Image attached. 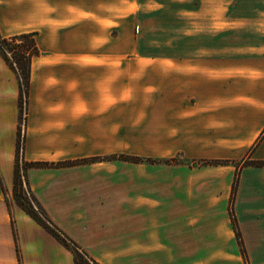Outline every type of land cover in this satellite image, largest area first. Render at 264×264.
I'll return each mask as SVG.
<instances>
[{
  "label": "crops",
  "instance_id": "1",
  "mask_svg": "<svg viewBox=\"0 0 264 264\" xmlns=\"http://www.w3.org/2000/svg\"><path fill=\"white\" fill-rule=\"evenodd\" d=\"M224 1L221 13V0H0L1 34L35 33L39 49L25 163L102 156L84 153L85 142L93 127L117 141L125 102L145 110L162 104L211 132L210 142L264 161V0ZM19 100V77L0 54V264H75L14 198ZM116 160L28 166L26 184L47 217L99 264H184L189 254L204 264L186 225L152 218L155 205L142 209L137 194L127 200L113 168H92ZM244 167L245 189L264 199V166ZM251 212L260 219L250 210L249 225ZM247 221V255L264 264V237L248 232Z\"/></svg>",
  "mask_w": 264,
  "mask_h": 264
},
{
  "label": "rangeland",
  "instance_id": "2",
  "mask_svg": "<svg viewBox=\"0 0 264 264\" xmlns=\"http://www.w3.org/2000/svg\"><path fill=\"white\" fill-rule=\"evenodd\" d=\"M226 5L221 0V13L226 11ZM225 17L226 14L221 15V25H226ZM252 18L249 15L250 21ZM143 106L125 102L122 133L120 136L119 128L117 141L102 133L105 128L97 130L93 127L91 130L90 127L92 138L85 142L84 153H99L104 156L123 152L144 158H166L169 159L168 162L132 163L116 160L92 165V168H113V178L123 184L125 194L128 195L125 197L127 200L132 195L135 198L137 194L142 209L148 203L155 205L150 214L152 218L178 219L180 224L177 227H182V230L186 225V231L189 238H193V243L197 237L204 264L245 263L243 248L231 221V210L237 219L242 239L245 222L249 220V211H258L260 219L256 222L251 212L253 220L250 225L247 221V231L262 234L264 237V199H259L261 190L254 193V198L259 200H254L250 192L253 190L247 192L244 185L245 173L249 170L244 164L249 158V152L235 151L222 144L210 142L211 132L196 127L194 119L181 118L179 112L165 110L162 104L148 105L151 109L147 110L142 109ZM28 115L29 96L24 93L22 103L19 104L17 139L20 140V148L18 158L16 152V161L21 168L24 194L32 201L31 190L28 191L29 185L26 184V171L23 169L25 161L22 159ZM216 159L228 162L209 164ZM58 160L63 159L55 161ZM246 181V186H249L251 178L247 177ZM235 183L237 188L231 201ZM255 187L259 190L260 186ZM142 209L141 215L147 218V212ZM243 244L246 251L245 243ZM191 250L189 245V252ZM247 257L248 263L252 264L250 257ZM195 259L194 254H189L183 256L182 263L195 264Z\"/></svg>",
  "mask_w": 264,
  "mask_h": 264
},
{
  "label": "trees",
  "instance_id": "3",
  "mask_svg": "<svg viewBox=\"0 0 264 264\" xmlns=\"http://www.w3.org/2000/svg\"><path fill=\"white\" fill-rule=\"evenodd\" d=\"M39 53V49L36 44L35 33H22L17 34L10 37H4L0 32V54L5 60V62L10 66V68L15 71L19 77L20 81V102L21 105L23 94L26 96L29 94L30 82H31V63L32 59L35 55ZM20 140H18L17 145V158L18 150L20 148ZM124 160L130 162H168L169 159H156V158H143L140 156L129 155L125 153H115L104 156H96L90 158H81L76 160H66L59 162H48V161H39V162H27L23 169L28 166H55V167H63V166H71L88 162H96L102 160ZM227 160H212L209 164H226ZM247 165H255V166H264V161H252L247 160L244 166ZM237 185L236 183L232 187V199L234 198L236 192ZM24 186L21 180V168L18 166V161L15 164V180H14V198L16 202L27 212V214L33 218L36 222L42 225L45 229H47L63 246L69 249L75 256V264H99L94 258H92L78 243L72 240L69 236H67L61 229H59L45 214L43 208L38 204L36 199L34 198L32 192L28 188V191L32 195V203L31 200H28V196H25ZM231 221L234 226L235 233L237 234V239L241 247L243 248V257L245 259V263H248L247 253L244 249L243 239L241 232L238 228V222L234 215L233 210H231ZM15 239L17 242V238L15 235Z\"/></svg>",
  "mask_w": 264,
  "mask_h": 264
}]
</instances>
